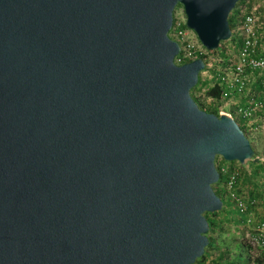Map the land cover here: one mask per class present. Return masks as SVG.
I'll return each instance as SVG.
<instances>
[{"label":"water","instance_id":"water-1","mask_svg":"<svg viewBox=\"0 0 264 264\" xmlns=\"http://www.w3.org/2000/svg\"><path fill=\"white\" fill-rule=\"evenodd\" d=\"M238 0H0V264H193L215 157L253 150L189 95ZM264 8V0H261Z\"/></svg>","mask_w":264,"mask_h":264},{"label":"built area","instance_id":"built-area-1","mask_svg":"<svg viewBox=\"0 0 264 264\" xmlns=\"http://www.w3.org/2000/svg\"><path fill=\"white\" fill-rule=\"evenodd\" d=\"M236 9L235 27L230 31L228 41L224 42L227 45L222 48L218 46L220 54L216 50L207 52L186 30L184 19L176 20L173 17L167 35L177 43L179 49L173 63L181 65L201 59L203 70L199 75L204 74V77L200 82H204L206 88L217 87L220 100L228 107L227 112L218 111V114L235 121L246 136V132L252 133L258 125H264V12L260 13L256 7H250L245 2ZM231 37L238 43L236 48H232L229 42ZM215 52L207 57L208 53ZM221 172L226 175L224 190L227 191L229 203L242 216L245 224H252L251 205L254 202L246 203L235 192L240 175L238 169L228 166L222 168ZM244 238L247 245L256 249L259 255L264 253V219L253 223Z\"/></svg>","mask_w":264,"mask_h":264},{"label":"rangeland","instance_id":"rangeland-1","mask_svg":"<svg viewBox=\"0 0 264 264\" xmlns=\"http://www.w3.org/2000/svg\"><path fill=\"white\" fill-rule=\"evenodd\" d=\"M245 3L250 7H256L260 13L263 12L261 0H245ZM173 17L176 20L184 19L179 6L174 8ZM186 30L190 35L195 37L190 30ZM226 45L227 44L224 43L219 46L222 48ZM210 55L211 53H208L207 57ZM215 56H212V58ZM203 77L204 74L198 75L199 84L197 88L193 90V87L189 91L191 99L195 100L203 109L213 110L215 108L217 112H227L228 107H225L223 103L219 104L218 102H212L209 98L204 97L203 93L207 88L200 83ZM245 134V138L251 146L253 154L256 156L258 165L255 167V164H250L249 162L247 167L245 165L239 167V164L236 162L228 163L223 160L221 161L219 157H215L214 166L215 168L218 167V165L221 168L234 166L238 169L242 183L239 191L240 195H242L246 203L254 202L251 205L253 211V217L251 218L252 224H245L242 216H239L231 203H229L227 191L226 189L224 190L221 184L222 182L220 184H217V182L213 184L212 190L216 192L217 196L222 200L225 211L221 212L220 210L219 212H215L213 216L210 215V213H205L203 216L210 222L211 230L208 233V237L212 239L216 249L213 248L206 251L204 248V251H206L205 260L198 262L200 259L198 258L193 264H224L228 261L237 260L238 258L243 261L238 264H257V262L260 261L262 255H259L256 249L250 248L244 237L250 232V227L253 223L260 219H264V125L260 124L254 132H246ZM254 172L255 174L251 176Z\"/></svg>","mask_w":264,"mask_h":264},{"label":"trees","instance_id":"trees-1","mask_svg":"<svg viewBox=\"0 0 264 264\" xmlns=\"http://www.w3.org/2000/svg\"><path fill=\"white\" fill-rule=\"evenodd\" d=\"M244 2H245V0H238L237 1V3H236V5L234 6V8H233V10L229 13V15H228V17H227V21H228V26H229V30L230 31H232V29L235 27V16L237 15V7L238 6H240V5H243L244 4ZM262 11L264 12V9L262 8ZM229 42H230V44H231V46H232V48H236V46H237V42L235 41V39H233L232 37L230 38V40H229ZM222 44H224V42H220L219 43V45H222ZM218 45V46H219ZM220 47V46H219ZM216 52H218L219 54H220V52L221 51H219V49H217L216 50ZM216 52L215 53H211V54H216ZM220 56H223V54H221ZM204 59V58H203ZM201 83V82H200ZM199 84V79L197 80V83H196V85H195V87L193 88V90L195 89V88H197V85ZM202 85L204 86V82H202ZM199 87V86H198ZM203 95H204V97L205 98H209V99H211L212 101H214V102H218L219 104H222L223 102H222V100H220V97H219V91H218V89H217V87H215V86H211V87H207V89L204 91V93H203ZM195 103H196V101L195 100H193ZM196 105H197V107H198V109L199 110H201V111H204V112H206V113H209V114H213V115H215V116H218V112H217V110L214 108L213 110H207V109H203V108H201L197 103H196ZM240 128V127H239ZM243 128L241 127L240 128V130H242ZM256 156H255V154H253V156H252V158H251V161H249L250 162V164H255V167L258 165V163L256 162ZM222 161V160H221ZM228 167V166H227ZM239 167H242V166H239ZM216 169V171H217V173H218V181H217V184H220L221 182V184H222V186H223V188H224V186H225V183H226V175H222V172H221V167H219V165H218V167H216L215 168ZM221 172V173H220ZM255 174V172L254 173H252V175L251 176H253ZM241 176L239 175V177L237 178V181H238V184H237V186H236V190H235V192L236 193H238V194H240V186H241V178H240ZM215 193V195L217 196V193L216 192H214ZM242 196V195H241ZM221 200V199H220ZM221 202H222V200H221ZM227 205V204H226ZM225 208H224V206H223V202H222V209H221V212H223V211H225L224 210ZM238 214V213H237ZM210 215H215V212L214 213H211ZM204 218H205V220H206V222H207V227H208V229H207V233H206V237H207V241H208V243H207V246L205 247V250L207 251L208 249H216V247H214V245H213V241H212V239L211 238H209L208 237V233H209V231L211 230V225H210V222L207 220V218L204 216ZM206 251H204L203 252V255L200 257V259L198 260V262H200V261H203V260H205V258H206ZM261 257H260V261H258L257 262V264H264V253H261ZM240 262H243V261H241V259L240 258H238L237 260H232V261H228V262H226V263H224V264H238V263H240Z\"/></svg>","mask_w":264,"mask_h":264}]
</instances>
